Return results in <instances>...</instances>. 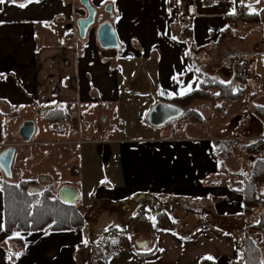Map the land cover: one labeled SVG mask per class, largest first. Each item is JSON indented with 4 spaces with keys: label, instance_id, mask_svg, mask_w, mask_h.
I'll list each match as a JSON object with an SVG mask.
<instances>
[{
    "label": "crops",
    "instance_id": "crops-1",
    "mask_svg": "<svg viewBox=\"0 0 264 264\" xmlns=\"http://www.w3.org/2000/svg\"><path fill=\"white\" fill-rule=\"evenodd\" d=\"M82 1L0 3V153L19 145L14 141L19 129L10 121L5 127V116L14 119L22 112L23 120L33 121L38 131L36 120L29 115L34 109L43 110L45 115L40 117L47 124L41 126L40 140H33L35 131L32 142L20 153L25 164L38 156L52 165L41 170V181L54 183L50 169L66 175V165L73 167L65 183L73 178L82 181L84 175L91 177L87 171L92 168L90 162L96 161L95 148L105 146L100 159L107 165L108 180L95 185L92 204H76L79 196L88 192L73 188L78 191L75 204L84 219L87 207L97 211L98 218L103 208H109V228H115L113 214L118 210L114 208L125 204L122 213L129 225L134 218L129 215V199L140 202L134 206L137 211L142 205L170 211L173 227H157L138 236L131 248L139 257L131 264H199L202 260L244 264L242 244L247 226L240 222L232 235L215 230L211 220L227 214L233 219L246 218L242 197L235 192L239 181L235 175L249 158L217 157L213 140L203 130L206 123L187 121L184 114L171 128L167 126L174 121L159 128L152 126L159 131L145 136H113L94 142L80 138L79 132L85 126L91 132L87 121L112 128L113 119L127 116L141 95L136 94L137 78L143 84L151 83L160 101L183 108L173 100L199 88L211 61L246 58L258 42L262 50L264 0H84L96 11L95 23L83 38L76 27L87 17ZM239 6L247 11L240 12ZM238 13L248 18L241 20ZM108 22L116 33L118 48H105L98 42L96 28ZM148 105L142 106L145 118L152 106ZM55 110L67 116L58 127L45 120L47 111ZM237 137L242 141V136ZM68 146L75 148L66 151ZM231 176L236 182L230 183ZM3 197L0 191V264H89L90 242L84 240V228L7 235ZM177 208L191 214L208 212V220L192 229L182 218L179 227L181 215L172 218ZM232 208L235 211L231 212ZM144 240L147 244L137 247ZM164 254L168 256L162 258Z\"/></svg>",
    "mask_w": 264,
    "mask_h": 264
},
{
    "label": "rangeland",
    "instance_id": "rangeland-1",
    "mask_svg": "<svg viewBox=\"0 0 264 264\" xmlns=\"http://www.w3.org/2000/svg\"><path fill=\"white\" fill-rule=\"evenodd\" d=\"M263 23H264V19H263ZM260 45H261L260 42H258L257 44H253L251 53L250 55H246V58L242 56L241 57L232 56L233 61H231L232 59L229 60V58H227L224 61H221L220 58L217 59V61L220 60L218 62L211 61L209 63L210 71L207 72V69L203 68L204 69L203 73L205 77L212 78L213 81L216 80L218 82H222L225 84L230 82L233 84L232 85L233 91L235 92L237 91L241 94V97L236 100H229V101L225 99L219 100L217 96V90H216L217 88L215 89L209 88L210 89L209 98L208 99L203 98V100H199L197 103H195V106L192 107L193 111H195L197 118L195 117V115L192 114L184 116V118H186L185 120L187 121L192 120L193 122L198 124L206 123L203 130L205 131L204 133L207 136H209L208 138H210V140L214 141L217 138H219L220 140H230V138L234 140L237 136H242V142L250 141V139H256V137H258V139H264V112L259 111L257 113L256 110L258 108L264 109V42L261 51L259 50ZM227 69H230L232 71L231 75L225 72ZM234 74L238 75L239 79H236ZM203 81L207 82L205 81L204 78ZM212 82L209 84L212 85ZM136 84H137V86L135 87L137 90L136 94L139 92L138 94L141 95H139L140 98L138 99V101L133 102L131 104L132 107L130 108L129 114H127V116L124 117L123 116L124 111H121L123 115L119 117L117 116L116 119H113V122L111 123L112 128H110L109 126L108 127L102 126L97 123H94L92 125V123H89L87 121V124L91 128L92 133L89 130H87V127L85 126V129L79 132V137L82 139L88 138L89 140H93L92 142H94L100 139L102 140L110 139L113 136L114 137H126V136L132 137L139 135L145 136L147 133H152V132L154 133L155 131H159L158 129H154L153 127L151 128V126H149V124L146 123L144 110L142 107L144 104L152 105V103L154 104L157 101H160L159 96H157L156 89L151 83L149 84L147 82L146 84L145 83L143 84L142 79L139 78H137ZM132 90L134 91V89ZM115 111L118 114L119 108H116ZM188 111L189 109L186 110V113ZM18 115L19 116L15 117L14 119L9 118V116L8 117L5 116L4 119L5 127L9 126L11 123L14 124V126L19 129V126L22 124V122H25L27 120H23V118H25V115H23L22 112ZM29 118H32L34 121L36 120L38 127V131H36L33 140L34 141L40 140L39 133L42 129L41 126H45L47 123L41 119L40 114L36 109L32 111V113L29 115ZM176 122L177 121L172 122L167 127L171 128L173 126H176ZM17 132L14 133V141L16 142V144L19 145L13 147H15V151L17 150L16 153L18 154V157L15 158L12 166L13 169H12L11 179L6 180L4 176L1 174L3 180L13 184H18L20 180H24V179L27 181H35L34 187H39L40 191L48 189L49 192L52 193V197H57V198H59V196L61 195V190L63 189L64 186L65 187L70 186L69 188L72 187V189L78 187L77 190L88 193H85L83 196L80 195L79 198L77 199L76 204L82 206L81 201H84L86 203V206H89L90 203L92 204V199H91L92 197L90 195L97 187L95 185L100 184L102 182L105 183V181L108 180V176L106 175L108 174L106 171L107 165L104 166L102 159H100V156L102 154L101 148H105V146L100 147V145L97 144L98 146L95 148L97 149L96 150L97 153L94 154L93 156L96 157V161L94 163L90 162L92 168L91 169L88 168L87 171L92 173L91 177L84 175L85 178L82 181L80 180L78 181L77 178L75 181L73 178L69 180V183H65V181L67 180L65 178L66 176L68 177V170L72 169L73 167V165H66L67 167L66 175H64L62 171H59L57 169H52V170L50 169L49 174L51 175L52 179L55 180V182L53 183L51 179L50 182L47 180L41 181V179H39L41 178L40 172L43 168L49 166L52 167V165H50L48 161H43V159H40L38 156H36L34 157V159H30V162L26 164L24 161L22 162L20 153L23 152V148L25 147V145L18 138ZM239 138L241 139V137ZM75 146H71V147L68 146V148H66V151L72 150L73 148H75ZM31 149L33 151V148ZM108 154H109V150L107 154H105V157ZM24 155L26 156V154ZM89 157L91 156L89 155ZM85 163L86 160L84 164ZM242 163H241L240 172L245 173L246 172L245 170L251 167V161L248 159V162H244L243 165ZM109 165L110 164H108V166ZM84 166H86V164ZM92 177L93 180H91ZM231 177L232 178L230 179L231 180L230 183H232V181L236 182V179L233 176ZM112 181L115 180H110L109 182L112 183ZM48 183H53V184L48 185ZM82 184H84L83 188H82ZM83 198L86 199L84 200ZM129 201L131 202L130 205L131 210L129 215L135 218L138 215L139 210L138 211L137 209L135 210L134 206H137L138 204H140V202H134L130 199ZM124 206L125 204H119L116 205L114 208L118 210L116 211L115 214H113L115 215L116 218L114 219L115 222L114 224L117 225V227L115 228H109V219H110L109 208H105V209L103 208V211H101L102 213L99 215L100 217L98 218L94 214V212L95 213L98 212L92 211L93 209L91 207L90 208L87 207L89 212L84 220L83 228L85 229V232L83 233V235L85 242L87 243L90 242L89 245L90 248H92V245L95 246L101 243L100 241L103 239L104 235L107 232H109L111 229H114L116 233L117 232L128 233L133 243H136V238L138 236L144 234L138 232V230H134L131 227L130 223L129 225H126L125 223L126 215H123L122 213V210L124 211L125 209ZM145 209L149 214L148 220L154 224L157 209L154 207H147ZM225 211L227 212V210ZM230 211L233 212L235 210L234 208H232ZM165 212L171 217V213L169 210ZM176 212L177 215L173 216L172 218H176L177 216L181 215L179 227H181L182 218H184V223L187 226V228H192V229H195V227H197L198 224H202V222L208 220V212L191 211L192 212L191 214V213L183 212V210L182 209L180 210L179 208H177ZM257 217H258L257 211H255L254 214H252L250 217L246 216V218L241 220L235 218L233 219V216L227 214L225 218H221L218 220H211V224L212 226H214L215 230H219V231L222 230V232H226L234 235L235 233H233V231L234 229L235 230L237 229L236 225L244 223L247 226L246 227L247 234L253 239V241L257 242L260 239V235H258L256 230H254L253 228H248L251 225L255 224L254 219H257ZM134 245L136 246V244ZM127 250L128 252L120 257L119 254L123 253V251L126 250H121V251L118 250V252L114 251L111 257L108 259V264H121V262L123 264L133 263L135 257H139V254L133 251L132 248L131 249L127 248ZM166 256L168 255L164 254L162 258ZM262 260L264 261V254H262Z\"/></svg>",
    "mask_w": 264,
    "mask_h": 264
},
{
    "label": "trees",
    "instance_id": "trees-1",
    "mask_svg": "<svg viewBox=\"0 0 264 264\" xmlns=\"http://www.w3.org/2000/svg\"><path fill=\"white\" fill-rule=\"evenodd\" d=\"M244 14V13H243ZM238 13L241 20L247 19V15ZM233 61V59L231 60ZM230 72L227 69L225 71ZM204 74V73H203ZM239 79L238 75H235ZM233 78V77H232ZM198 89L190 91L182 98H177L173 102H177L181 107L189 109L184 116L195 115V111L191 107V103L196 100L208 99L210 89L217 88L218 99L236 100L241 97L239 92L232 89V83H222L213 81L212 78L205 77ZM213 81V82H212ZM212 82V85L209 83ZM210 88V89H209ZM207 94V96H206ZM264 112V109H256ZM45 120L54 126H59L61 122L66 121V115L61 111H47ZM259 117V116H258ZM263 119V118H262ZM215 146V154L217 157L228 159L232 157L249 158L251 167L246 172L236 173L235 177L239 179L238 188L235 192L242 197L241 209L244 216L250 217L257 211L258 217L254 219L255 224L248 228L256 230L260 235V239L255 242L246 234V238L242 244V262L244 264H264L262 254H264V139H250V141H234L219 140L213 141ZM1 171V170H0ZM35 181L20 180L18 184L9 183L2 179L0 172V191L4 194V228L7 235L13 233H36L44 231L65 232L82 230L84 226V217L80 214L78 205H67L59 198L52 197V193L48 189L41 190L34 187ZM167 209L157 208L155 223L148 220V212L142 206L138 215L132 218L130 225L134 230H138L144 235H148L156 230V226L160 229L172 228L170 216L165 212ZM98 245L90 248L89 263L90 264H108V259L112 253L127 248H133L132 240L128 233H116L114 229L107 232ZM151 254V253H149ZM148 254V255H149ZM199 264H215L210 260H202Z\"/></svg>",
    "mask_w": 264,
    "mask_h": 264
},
{
    "label": "water",
    "instance_id": "water-1",
    "mask_svg": "<svg viewBox=\"0 0 264 264\" xmlns=\"http://www.w3.org/2000/svg\"><path fill=\"white\" fill-rule=\"evenodd\" d=\"M82 3L84 4V7L88 9L87 17L80 19L76 27L79 35L83 38L95 23L94 18L96 10L90 8L87 1L83 0ZM96 34L98 35V42L102 47H119L116 38L117 36L116 33H114L111 22L104 23L96 28ZM38 112L42 116L45 115V111L43 110H39ZM185 113L186 110L180 108L178 105L166 102V100L158 101L155 104H152L145 120L151 127L159 128L165 126V124H168L171 121L177 120V118H181ZM35 131V123L33 121H25L20 125L17 136L24 145H27L32 142L31 140ZM15 155V148L11 146L0 153V172L6 180L11 179L13 169L12 162ZM77 194L78 191L64 186L61 190L59 199L67 205H76ZM144 244H147L145 240L144 242L137 244V247L141 248Z\"/></svg>",
    "mask_w": 264,
    "mask_h": 264
},
{
    "label": "built area",
    "instance_id": "built-area-1",
    "mask_svg": "<svg viewBox=\"0 0 264 264\" xmlns=\"http://www.w3.org/2000/svg\"><path fill=\"white\" fill-rule=\"evenodd\" d=\"M242 2L244 1V0H241ZM238 10H240V12H246L247 11V9L246 8H244V7H238ZM235 141H240L241 139L239 138V137H236L235 139H234ZM89 263V262H88ZM90 264V263H89Z\"/></svg>",
    "mask_w": 264,
    "mask_h": 264
},
{
    "label": "snow or ice",
    "instance_id": "snow-or-ice-1",
    "mask_svg": "<svg viewBox=\"0 0 264 264\" xmlns=\"http://www.w3.org/2000/svg\"><path fill=\"white\" fill-rule=\"evenodd\" d=\"M4 2V0H0V3H3ZM20 7H24L25 5H23V4H21V5H19ZM207 259H212L211 257H207Z\"/></svg>",
    "mask_w": 264,
    "mask_h": 264
}]
</instances>
